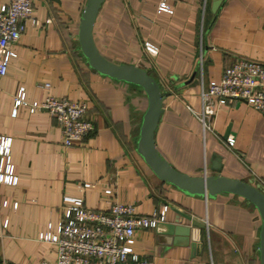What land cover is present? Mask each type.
I'll use <instances>...</instances> for the list:
<instances>
[{
    "label": "crops",
    "instance_id": "obj_1",
    "mask_svg": "<svg viewBox=\"0 0 264 264\" xmlns=\"http://www.w3.org/2000/svg\"><path fill=\"white\" fill-rule=\"evenodd\" d=\"M160 1L104 0L93 29L97 49L110 61L143 68L161 84L154 142L174 168L247 181L264 191V112L243 101L228 103L217 112L214 131L205 133L195 114L201 85L218 81L226 65L236 58L264 62V0H166L171 13L157 10ZM85 2L35 0L34 23L0 77V136L10 139V181L16 178V184L0 183V264L48 259L37 235L47 224L56 226L64 199L78 197L84 183L92 185L83 194L88 207L106 210L103 191L110 189L138 215L168 205L165 224L179 211L191 219L181 227L191 221L203 225L177 235L162 228L137 230L134 250L152 264H260V219L251 204L226 193L187 196L160 181L137 154L145 95L85 62L77 41ZM6 3L0 0V8ZM43 83H49L48 91ZM20 87L28 103L47 94L88 103L93 130L65 148L46 111L20 106L12 117ZM227 139L234 141L232 148Z\"/></svg>",
    "mask_w": 264,
    "mask_h": 264
},
{
    "label": "built area",
    "instance_id": "obj_2",
    "mask_svg": "<svg viewBox=\"0 0 264 264\" xmlns=\"http://www.w3.org/2000/svg\"><path fill=\"white\" fill-rule=\"evenodd\" d=\"M35 0H7L0 8V77L6 75L13 48L34 23ZM157 10L171 13L166 0H161ZM148 52L153 48L146 45ZM45 90L49 83H43ZM201 108L196 114L203 132H213L214 118L219 109L228 103L243 101L257 112H264V62L236 58L226 65L218 81H210L200 88ZM20 106L30 113L44 110L57 122L62 145L71 148L93 130L87 117L88 103L47 94L42 101L28 103L24 88L20 87L13 100L11 116ZM232 148L234 141L226 140ZM10 139L0 136V183L16 184L9 175ZM92 188L88 183L77 187L78 197L65 198V205L56 226L47 224L37 235V241L46 247L49 258L40 264H152L134 250L133 241L139 229L152 230L165 222L168 205L153 210L148 215H138L132 203L118 201L115 193L105 189L108 196L106 210L85 205L83 194ZM6 205V202H3ZM15 209L17 203H13Z\"/></svg>",
    "mask_w": 264,
    "mask_h": 264
},
{
    "label": "water",
    "instance_id": "obj_3",
    "mask_svg": "<svg viewBox=\"0 0 264 264\" xmlns=\"http://www.w3.org/2000/svg\"><path fill=\"white\" fill-rule=\"evenodd\" d=\"M104 0H86L78 23V47L87 65L98 74L115 81L134 85L141 89L146 98V107L141 119L136 139V152L151 172L160 180L190 197L215 198L226 193L247 201L256 210L260 219L258 233V255L260 264H264V191L247 181L225 177L223 175L193 176L174 168L157 150L154 133L162 113V86L146 70L136 65L116 63L104 57L96 47L93 38L94 24ZM215 167V166H214ZM176 212L172 223L164 222L155 229H164L169 235L190 232L203 225L191 221L190 226H183V219L191 220L188 215ZM183 228V229H182ZM160 232V230H159ZM193 240V239H192Z\"/></svg>",
    "mask_w": 264,
    "mask_h": 264
}]
</instances>
